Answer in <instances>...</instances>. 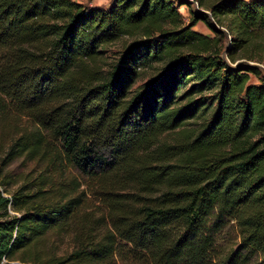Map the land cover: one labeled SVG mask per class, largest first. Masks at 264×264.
Masks as SVG:
<instances>
[{
  "label": "trees",
  "instance_id": "trees-1",
  "mask_svg": "<svg viewBox=\"0 0 264 264\" xmlns=\"http://www.w3.org/2000/svg\"><path fill=\"white\" fill-rule=\"evenodd\" d=\"M194 2L0 0V264H264V0Z\"/></svg>",
  "mask_w": 264,
  "mask_h": 264
},
{
  "label": "rangeland",
  "instance_id": "rangeland-1",
  "mask_svg": "<svg viewBox=\"0 0 264 264\" xmlns=\"http://www.w3.org/2000/svg\"><path fill=\"white\" fill-rule=\"evenodd\" d=\"M73 1L80 3V4L87 6V7L108 8L110 6V3L112 0H73ZM187 2H189V5H187V6L183 5V6H181V8L179 10L180 13L184 15L185 25H188L191 23V18H192L193 13L198 12V11L202 12V10H203V9L199 8L198 4L196 2H194V0H187ZM216 27L225 33L224 47H227L230 44V42L232 41L229 32L227 31L226 28H220L217 25H216ZM192 30L203 35V36H206L208 38L214 37V33L203 22L197 23L192 28ZM139 40H143V39L142 38L140 39V37H124L120 41L110 45L106 49V52H105V60L107 61L106 62L107 66L105 67V71L109 70L108 66L113 64L116 61V59H118L120 57L121 53L123 52V50L126 47L130 46L131 44H133L135 42H138ZM242 58H243L242 54H239V56L237 57V63L247 62L245 59H242ZM250 64H256V63L250 62ZM235 65H233V66H235ZM259 65L264 72V64H259ZM157 67H159V66H157ZM161 68H162V66L160 67V69ZM157 73H158L157 71L149 70L144 77H142L141 79L138 80V82L135 84L133 89H138L140 87H144L145 85H149L151 83V81L153 80V77H155V75ZM250 83L255 84V85H260V82L255 77H251ZM193 124H196V123L193 122ZM193 127H195V125H193ZM28 170L29 169L27 168V165L23 164L22 160H18L13 165H11L10 168H8L5 171L6 174H8V173L12 174V177H11L12 180L11 181H13V183L9 186H6L5 188L0 187V191L3 192V197H5L7 199L11 198V194L14 193L15 191H17V189L19 188V186L21 184L20 182L19 183L17 182L15 184L14 181H17L21 177L23 178L27 174ZM7 181H9V180H7ZM5 190L7 191V193H4ZM92 205H93L92 209L94 210V209H96L95 205H98V203L94 201ZM97 211L98 210H95L97 215L101 214L100 213L101 211H99V212H97ZM218 243L220 245L221 251L224 254L225 253L227 254L228 252H230L232 250H236L242 244L241 236L239 235L238 228L234 222L226 223L221 235L219 236ZM72 245L73 244H72L71 237L68 236L67 234H64L63 236L50 235L46 238V240L40 246L43 247V249L45 251H49L51 253L55 252V253H58L59 255H64V254H66L72 250ZM256 261H258V258H257V260L255 259V262ZM14 262L24 264L21 261H14Z\"/></svg>",
  "mask_w": 264,
  "mask_h": 264
},
{
  "label": "built area",
  "instance_id": "built-area-1",
  "mask_svg": "<svg viewBox=\"0 0 264 264\" xmlns=\"http://www.w3.org/2000/svg\"><path fill=\"white\" fill-rule=\"evenodd\" d=\"M4 262H6V260H4ZM11 264H20V263L12 262Z\"/></svg>",
  "mask_w": 264,
  "mask_h": 264
}]
</instances>
